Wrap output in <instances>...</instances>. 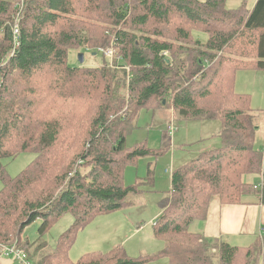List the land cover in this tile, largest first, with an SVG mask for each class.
<instances>
[{
  "label": "trees",
  "instance_id": "obj_1",
  "mask_svg": "<svg viewBox=\"0 0 264 264\" xmlns=\"http://www.w3.org/2000/svg\"><path fill=\"white\" fill-rule=\"evenodd\" d=\"M150 20L176 24V35L149 29ZM111 46L117 60L107 51L100 66L69 63L76 47L104 54ZM240 69L264 71V0L252 8L248 0L234 8L227 0H0V248L24 250L31 264H264L262 236L238 246L201 231L216 197L264 204V172L261 186L243 180L262 172L264 152L250 95L235 91ZM166 107L180 121L220 119L223 129L220 146L172 171L153 224L164 247L133 258L118 246L72 261L78 233L96 216L154 190L151 159L134 184H124L125 169L167 148L126 141L143 110ZM23 153L35 156L11 176L5 160ZM67 215L73 224L38 257L40 239ZM38 220L31 241L25 230Z\"/></svg>",
  "mask_w": 264,
  "mask_h": 264
},
{
  "label": "rangeland",
  "instance_id": "obj_2",
  "mask_svg": "<svg viewBox=\"0 0 264 264\" xmlns=\"http://www.w3.org/2000/svg\"><path fill=\"white\" fill-rule=\"evenodd\" d=\"M242 0H227L228 7L234 8L240 5ZM256 0H248V7L252 8ZM23 4V1H22ZM21 12L17 15L20 17ZM25 14V11H24ZM16 17V21H17ZM83 18V17H80ZM94 24L92 17L85 19ZM109 26V25H107ZM149 29H158L168 36L176 35L172 26L155 24L150 20ZM110 29H114L111 27ZM196 38L205 40L206 36L199 31L194 32ZM157 37V36H156ZM98 48V47H97ZM97 50V49H96ZM90 49H72L69 54V63L72 66H100L109 56L115 60L119 58L117 49L111 46L103 53ZM85 56L84 63L80 62L79 54ZM170 56V55H169ZM112 61V60H111ZM235 91L250 95L251 107L256 111L255 122L258 126L255 146L264 152V71L255 69H240L236 72ZM209 102L201 103L208 105ZM170 107V106H167ZM160 108L156 110H143L140 114V128L127 136V147H133L138 143L147 144L149 148L160 150L167 148L158 157H142L136 162L128 163L124 173V184H134L137 178H144L147 172L148 162L151 159L155 168L154 190L149 193L132 196V204L123 210L107 215L96 216L84 230L78 233L76 241L70 250V258L77 261L81 255L94 251H109L114 247L122 246L128 256L139 257L144 254L159 252L165 245L164 241L156 235L154 221L161 214L160 200L167 191L171 189L172 171L183 165L194 157H197L203 150L220 146V133L223 129V122L220 119L214 120H178L172 108ZM174 122L176 131L170 137L169 126ZM33 153H23L16 159L5 160L7 172L15 176L22 171L34 158ZM262 172L247 174L243 180L261 186L264 172V154ZM2 181L0 179V190ZM249 197V195H248ZM247 197V198H248ZM255 199V196L251 197ZM74 222L72 215L64 216L53 228L40 239L42 249L38 257L49 253L54 249L59 236ZM41 221L38 220L25 230V236L31 241L38 239V227ZM196 227V223H195ZM254 239L249 241L252 244ZM45 244V246H44Z\"/></svg>",
  "mask_w": 264,
  "mask_h": 264
},
{
  "label": "crops",
  "instance_id": "obj_3",
  "mask_svg": "<svg viewBox=\"0 0 264 264\" xmlns=\"http://www.w3.org/2000/svg\"><path fill=\"white\" fill-rule=\"evenodd\" d=\"M252 195L245 204H222L216 197L208 210L201 231L208 238H218L233 245L247 246L260 235L264 238V204L257 203ZM0 264H22L10 255L1 254Z\"/></svg>",
  "mask_w": 264,
  "mask_h": 264
},
{
  "label": "built area",
  "instance_id": "obj_4",
  "mask_svg": "<svg viewBox=\"0 0 264 264\" xmlns=\"http://www.w3.org/2000/svg\"><path fill=\"white\" fill-rule=\"evenodd\" d=\"M19 34L18 26L15 28V36L17 37ZM110 51H108L109 54ZM174 131V126L169 127V133L171 134ZM1 254L10 255L14 259L21 261L24 264H31L30 260L27 259V256L22 249H16L11 245H3L1 247Z\"/></svg>",
  "mask_w": 264,
  "mask_h": 264
},
{
  "label": "water",
  "instance_id": "obj_5",
  "mask_svg": "<svg viewBox=\"0 0 264 264\" xmlns=\"http://www.w3.org/2000/svg\"><path fill=\"white\" fill-rule=\"evenodd\" d=\"M79 60H80V62L84 63V61H85V56H84L83 53H80V54H79Z\"/></svg>",
  "mask_w": 264,
  "mask_h": 264
},
{
  "label": "clouds",
  "instance_id": "obj_6",
  "mask_svg": "<svg viewBox=\"0 0 264 264\" xmlns=\"http://www.w3.org/2000/svg\"><path fill=\"white\" fill-rule=\"evenodd\" d=\"M172 125L174 126V123H172L170 126H172ZM170 126H169V127H170ZM174 127H175V126H174Z\"/></svg>",
  "mask_w": 264,
  "mask_h": 264
}]
</instances>
